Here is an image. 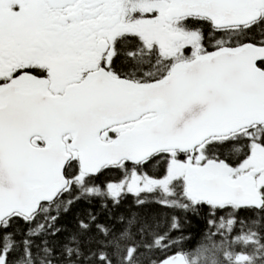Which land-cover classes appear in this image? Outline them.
<instances>
[{
	"label": "snow or ice",
	"instance_id": "snow-or-ice-1",
	"mask_svg": "<svg viewBox=\"0 0 264 264\" xmlns=\"http://www.w3.org/2000/svg\"><path fill=\"white\" fill-rule=\"evenodd\" d=\"M0 264H264V0H0Z\"/></svg>",
	"mask_w": 264,
	"mask_h": 264
}]
</instances>
